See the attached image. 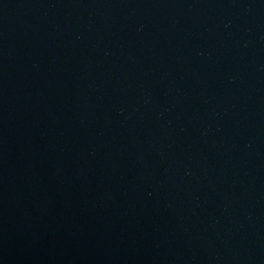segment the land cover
Here are the masks:
<instances>
[{"label": "water", "instance_id": "1", "mask_svg": "<svg viewBox=\"0 0 264 264\" xmlns=\"http://www.w3.org/2000/svg\"><path fill=\"white\" fill-rule=\"evenodd\" d=\"M0 264H264V0H0Z\"/></svg>", "mask_w": 264, "mask_h": 264}]
</instances>
